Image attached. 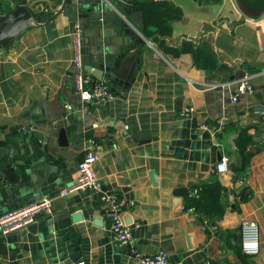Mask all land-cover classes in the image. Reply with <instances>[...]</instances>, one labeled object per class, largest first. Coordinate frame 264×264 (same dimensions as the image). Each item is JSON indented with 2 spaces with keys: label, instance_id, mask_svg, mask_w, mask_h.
I'll use <instances>...</instances> for the list:
<instances>
[{
  "label": "crops",
  "instance_id": "crops-1",
  "mask_svg": "<svg viewBox=\"0 0 264 264\" xmlns=\"http://www.w3.org/2000/svg\"><path fill=\"white\" fill-rule=\"evenodd\" d=\"M15 1L0 0V14ZM141 1L101 0L104 30L118 22L135 34L100 78L114 97L94 105L72 89L74 21L54 14L62 0H23L33 23L0 45V214L44 197L51 212L0 234V264H135L113 241L98 191L59 194L88 138L100 190L127 203L121 215L138 225L141 253L162 249L169 264H264V0ZM89 21L76 20L83 67L106 40ZM245 74L253 92L233 101ZM43 163L54 171L47 179ZM245 219L259 226L251 257L239 247Z\"/></svg>",
  "mask_w": 264,
  "mask_h": 264
},
{
  "label": "built area",
  "instance_id": "built-area-1",
  "mask_svg": "<svg viewBox=\"0 0 264 264\" xmlns=\"http://www.w3.org/2000/svg\"><path fill=\"white\" fill-rule=\"evenodd\" d=\"M80 30L79 23L74 21L71 30L73 46L72 89L81 102L96 105L111 100L114 94L107 80L93 78L83 67L80 51ZM250 79L251 77L245 74L239 80L237 91L232 96L233 101L237 100L239 94H251L253 92ZM191 110L192 107L183 108L179 114L184 116L189 114ZM202 127H205V125H202ZM86 143L87 147H85L76 165L77 176L75 181L69 186L61 188L59 194L65 195L69 192L86 189L98 191V200L104 207V214L113 241L119 247L127 249L135 264H169L166 254L162 249H157L150 254H143L135 247L132 229L138 225L131 226L124 222L121 215L127 205L124 199L100 190V183L93 169V163L96 159V153L94 151L95 141L92 138H88ZM227 162L228 158L222 156L216 164V170L220 173L225 172L227 170ZM50 212L51 199L48 197L4 212L0 214V234L5 235L11 231L23 228L31 224L36 215L49 214ZM239 232L240 251L250 257L258 254L260 249L258 223L251 219L242 220L240 222ZM77 264H81V262Z\"/></svg>",
  "mask_w": 264,
  "mask_h": 264
},
{
  "label": "water",
  "instance_id": "water-1",
  "mask_svg": "<svg viewBox=\"0 0 264 264\" xmlns=\"http://www.w3.org/2000/svg\"><path fill=\"white\" fill-rule=\"evenodd\" d=\"M15 2L13 8L0 14V45L4 47L11 46L17 36L29 28L33 23V17L23 0H16ZM88 2V5L85 7L82 4V0H62V4L59 8L54 10V14L64 12L72 22L77 19L88 17L90 25L97 29H101L100 33L103 34L102 37L106 40L98 44V49H93L92 53L88 56V60L83 61L86 64V66H84L85 70L96 79H100L103 72L106 71L111 73L114 71L115 67H118L119 60L123 57L124 53L128 51V47H126L125 44L126 37H133L135 32L129 27L120 25L118 22L116 23L118 29L113 31L104 30L107 26L102 27L105 23L101 20V15L99 14L104 4L101 3V0H89ZM137 2L138 0H130L131 5H135ZM79 8H84L85 13H80L81 9ZM123 11L128 14L127 8H124ZM79 26L81 25L79 24ZM112 38H115L117 43H115L113 41L115 39ZM91 61L94 63L93 66L89 65ZM257 109L264 113L263 108ZM40 170L45 179L49 178L54 172L49 165L44 163L42 164V168L39 167V173ZM78 219L77 217L75 218V220Z\"/></svg>",
  "mask_w": 264,
  "mask_h": 264
},
{
  "label": "trees",
  "instance_id": "trees-1",
  "mask_svg": "<svg viewBox=\"0 0 264 264\" xmlns=\"http://www.w3.org/2000/svg\"><path fill=\"white\" fill-rule=\"evenodd\" d=\"M143 3H145V2H143ZM162 5H164L165 6V9H163L162 10V12H160V16H166V14H165V12H166V7H168L169 8V6L168 5H166V3L165 2H163V4Z\"/></svg>",
  "mask_w": 264,
  "mask_h": 264
}]
</instances>
